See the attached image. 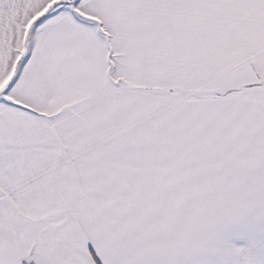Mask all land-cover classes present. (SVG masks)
<instances>
[{
	"label": "snow or ice",
	"instance_id": "obj_1",
	"mask_svg": "<svg viewBox=\"0 0 264 264\" xmlns=\"http://www.w3.org/2000/svg\"><path fill=\"white\" fill-rule=\"evenodd\" d=\"M0 264H264V0H0Z\"/></svg>",
	"mask_w": 264,
	"mask_h": 264
}]
</instances>
